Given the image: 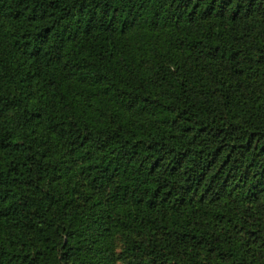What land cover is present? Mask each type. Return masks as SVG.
I'll return each mask as SVG.
<instances>
[{
	"label": "trees",
	"instance_id": "obj_1",
	"mask_svg": "<svg viewBox=\"0 0 264 264\" xmlns=\"http://www.w3.org/2000/svg\"><path fill=\"white\" fill-rule=\"evenodd\" d=\"M263 82L264 0H0V264H264Z\"/></svg>",
	"mask_w": 264,
	"mask_h": 264
},
{
	"label": "rangeland",
	"instance_id": "obj_2",
	"mask_svg": "<svg viewBox=\"0 0 264 264\" xmlns=\"http://www.w3.org/2000/svg\"><path fill=\"white\" fill-rule=\"evenodd\" d=\"M177 59L174 60V62H176ZM206 69H208V65L206 64L205 66ZM263 86L261 88H258V93H259V99H261L262 101V107L264 109V82L262 84ZM112 239H113V242H114V251H115V254L118 253L121 248H122V240H121V236L115 232L112 234ZM116 264H119L118 261L116 260Z\"/></svg>",
	"mask_w": 264,
	"mask_h": 264
}]
</instances>
